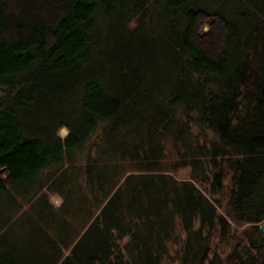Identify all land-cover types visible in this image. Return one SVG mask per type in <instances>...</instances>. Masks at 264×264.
Returning <instances> with one entry per match:
<instances>
[{"label":"trees","instance_id":"trees-1","mask_svg":"<svg viewBox=\"0 0 264 264\" xmlns=\"http://www.w3.org/2000/svg\"><path fill=\"white\" fill-rule=\"evenodd\" d=\"M207 3L0 0V201L52 210L0 264H264V0Z\"/></svg>","mask_w":264,"mask_h":264},{"label":"rangeland","instance_id":"rangeland-1","mask_svg":"<svg viewBox=\"0 0 264 264\" xmlns=\"http://www.w3.org/2000/svg\"><path fill=\"white\" fill-rule=\"evenodd\" d=\"M208 1L209 0H200V3L203 5H209L207 3ZM67 131L68 128L65 125H62L57 129V133L60 136H64ZM174 158L175 155L168 151L163 157L162 168H171L170 164ZM170 171H172V173L176 176L184 177L189 175L188 166L178 167ZM200 186L203 188L202 185ZM205 192L207 191L205 190ZM208 194L211 195V193ZM48 198L54 204H58L61 200V196L53 191L49 192ZM43 203L42 197L39 196L32 203V206L29 202L24 204V206H18L15 199L10 195H3L0 201V225L3 226L2 231L0 232V246H3L5 243V248L10 249V251L14 250L20 257L21 254L26 256L29 253L34 254L37 250H41V246L45 242V236L42 232L41 225L38 223V218L44 215L48 219V216L52 214V210H50V208L49 210L42 208ZM218 209L223 210L222 206L219 204ZM6 216H11V218L7 220L8 222H4L6 221ZM245 223L246 222L242 223V225ZM175 246L176 245L174 243L169 246V249L171 248V252H173ZM161 264L183 263L178 259H172L170 256H165Z\"/></svg>","mask_w":264,"mask_h":264},{"label":"water","instance_id":"water-1","mask_svg":"<svg viewBox=\"0 0 264 264\" xmlns=\"http://www.w3.org/2000/svg\"><path fill=\"white\" fill-rule=\"evenodd\" d=\"M206 27H207V25H204V28H206ZM259 228L261 229L262 232H264V220L259 222Z\"/></svg>","mask_w":264,"mask_h":264},{"label":"bare ground","instance_id":"bare-ground-1","mask_svg":"<svg viewBox=\"0 0 264 264\" xmlns=\"http://www.w3.org/2000/svg\"><path fill=\"white\" fill-rule=\"evenodd\" d=\"M65 131V130H64ZM66 132V131H65Z\"/></svg>","mask_w":264,"mask_h":264}]
</instances>
